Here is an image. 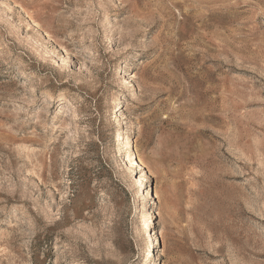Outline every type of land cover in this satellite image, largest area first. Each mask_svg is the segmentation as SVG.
<instances>
[{"label": "rangeland", "instance_id": "obj_1", "mask_svg": "<svg viewBox=\"0 0 264 264\" xmlns=\"http://www.w3.org/2000/svg\"><path fill=\"white\" fill-rule=\"evenodd\" d=\"M0 264H264V0H0Z\"/></svg>", "mask_w": 264, "mask_h": 264}, {"label": "bare ground", "instance_id": "obj_2", "mask_svg": "<svg viewBox=\"0 0 264 264\" xmlns=\"http://www.w3.org/2000/svg\"><path fill=\"white\" fill-rule=\"evenodd\" d=\"M124 102H125V97H124V94L122 93V94L118 95L117 98L114 101V106H115L114 112L115 113H118L119 111H122L123 110V108H124ZM121 105H123V106L121 107V109H119ZM126 144L129 145L130 148L134 150V146H133L134 142L131 140L130 137L127 138V143ZM138 162L142 166L145 165V163L140 159V157H139ZM140 177L142 178L143 175H141ZM150 196H151V192H150ZM152 196H153V194H152Z\"/></svg>", "mask_w": 264, "mask_h": 264}]
</instances>
